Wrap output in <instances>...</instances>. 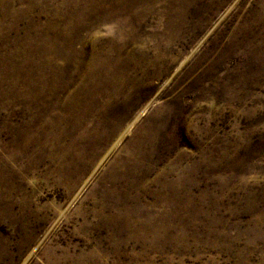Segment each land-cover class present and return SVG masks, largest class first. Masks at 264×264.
<instances>
[{
	"label": "rangeland",
	"instance_id": "obj_1",
	"mask_svg": "<svg viewBox=\"0 0 264 264\" xmlns=\"http://www.w3.org/2000/svg\"><path fill=\"white\" fill-rule=\"evenodd\" d=\"M0 264H264V0H0Z\"/></svg>",
	"mask_w": 264,
	"mask_h": 264
}]
</instances>
